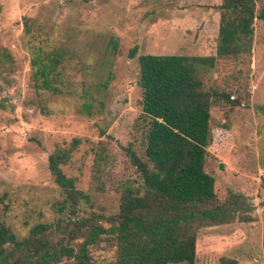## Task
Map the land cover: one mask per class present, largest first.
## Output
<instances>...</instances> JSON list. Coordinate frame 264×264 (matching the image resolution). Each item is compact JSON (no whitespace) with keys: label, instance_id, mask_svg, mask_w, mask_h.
I'll list each match as a JSON object with an SVG mask.
<instances>
[{"label":"rangeland","instance_id":"1","mask_svg":"<svg viewBox=\"0 0 264 264\" xmlns=\"http://www.w3.org/2000/svg\"><path fill=\"white\" fill-rule=\"evenodd\" d=\"M222 0H0V220L19 237L36 224L52 226V241L75 253L82 239L55 205L60 189L48 156L70 149L61 166L90 198L79 217L108 228L125 187L141 178L128 150L144 159L136 125L142 92L141 55L215 56ZM258 13L264 0H254ZM116 48H114V44ZM136 54L129 57L131 49ZM59 49L61 93L38 90L32 59ZM205 90L224 93L210 108L212 142L204 171L217 202L239 196L229 223L197 232L193 264H264V21L255 20L250 52L217 58L202 74ZM100 155V160L97 157ZM253 209L248 212V208ZM67 231L63 232L62 228ZM89 264H113L115 240L101 236L87 249ZM60 264H76L63 257Z\"/></svg>","mask_w":264,"mask_h":264},{"label":"trees","instance_id":"2","mask_svg":"<svg viewBox=\"0 0 264 264\" xmlns=\"http://www.w3.org/2000/svg\"><path fill=\"white\" fill-rule=\"evenodd\" d=\"M219 9L215 56L138 57L137 85L142 98L136 125L145 138L144 159L130 149L128 154L141 184L138 189L124 188L110 226L106 229L79 217L81 205L90 198L61 169L78 144L74 139L70 149H57L48 156V170L62 195L55 209L66 212L55 229L64 220L73 225L67 234L73 240L82 239L77 253L61 241H52L49 224H36L21 238L0 220V264H60L63 257L89 264L88 247L105 235L115 240L113 264H193L200 228L229 223L237 216L244 222L253 220L237 215L238 195L218 203L214 178L204 171L206 148L212 142L211 105L219 97L235 106L238 101L205 90L202 74L214 68L217 58H237L250 52L253 23L264 21V8L257 13L254 0H222ZM136 51V47L131 49L129 57ZM62 62L59 49L32 59L36 89L61 93L57 82ZM97 157L100 160L99 153ZM220 262L236 264L226 258Z\"/></svg>","mask_w":264,"mask_h":264}]
</instances>
